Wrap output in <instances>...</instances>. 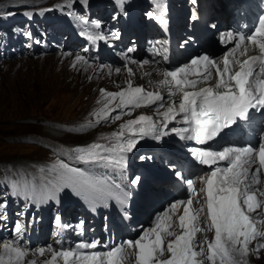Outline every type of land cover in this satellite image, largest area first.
Instances as JSON below:
<instances>
[{
    "label": "snow or ice",
    "instance_id": "1",
    "mask_svg": "<svg viewBox=\"0 0 264 264\" xmlns=\"http://www.w3.org/2000/svg\"><path fill=\"white\" fill-rule=\"evenodd\" d=\"M75 2L77 0H69V6ZM79 2L86 7L89 0ZM116 3L120 6V12L119 15H113L114 20H118L120 15H127L123 9L129 0H116ZM192 3L195 4L196 0H192ZM147 16L152 18L154 14L149 12ZM197 19L195 14L191 16V20ZM96 27H99V24ZM111 35L118 39L121 33L116 30ZM88 39L95 43L106 38L103 34H97L89 35ZM227 39H232L231 34ZM245 40L253 46L258 45L260 54L248 56L242 62L230 60L229 57L241 48ZM188 43V40L183 42L184 45ZM134 51L133 47L127 49L129 53ZM247 51L245 48L240 54L246 55ZM75 61L87 63L81 55H76ZM222 64L221 67L215 58L202 55L191 58L186 65L164 73L165 79L160 83L168 87V96L182 94L178 111L169 106L165 112L159 113V108L164 106L162 103L164 97L161 93L146 91L143 86L132 87L130 81L128 87L120 92L112 93L101 89V93L110 99L104 108L96 113L97 123L110 118L119 120L122 114L130 115L132 109L142 105H157V112L163 120L156 121L151 116L140 115L122 124L120 131L112 133L114 143L111 145L91 143L86 147L74 148L72 163L59 160L50 166L48 171L54 176L47 184L51 187H46L43 192L33 190L28 201L38 200L43 205L53 201L59 202L62 195L74 194L86 199L93 207L101 205L107 207L109 199L126 205L133 188L142 186L141 176L135 175L129 185L125 186L127 190H124L120 185H109L103 178L93 175L89 169L75 165L126 169L128 154L136 149L140 140L151 138L154 141H161L173 133L181 140L195 141L205 146L190 150L198 164L209 167L208 172L198 174L196 177L204 185L200 189V192L204 193V204L200 208L190 210L195 181L186 179L180 170H176L177 179L187 185L188 199L172 202L167 210L156 215L152 227L141 228V234L137 238L112 245L96 239L81 240L69 248H64L63 242L57 240L58 250L52 246L35 249L41 257L46 252L51 253V259L44 260L43 264H59L61 261L62 264H124L130 255L135 256V264H248L246 258L250 251L258 253L260 249H264V243H257L254 249L249 248L257 237H264V225L248 215L260 206L257 194L264 196V192H260L256 187L261 183L259 173L264 169V142L258 147L251 144L229 145L220 150H212L210 145V142L223 140L234 132L240 121L250 122L254 111L264 115V16L259 18V26L254 31L239 35L235 48L230 53H225ZM233 64H239V70L234 71ZM213 70L217 77L214 86L186 90L196 89L201 83L207 84L213 77ZM119 71L117 69V72ZM128 73L132 74L131 68H128ZM192 75H198L199 78L189 79ZM117 97L119 103L115 108L109 109L108 105ZM117 109H119L117 114L111 117V112H116ZM177 117L182 118L181 123L185 126L169 128V123L174 122ZM139 158L151 160L153 157ZM43 171L44 169H41V172ZM113 188L119 191L114 192ZM16 195L19 196V192ZM180 205H184L183 213L177 219L178 227L182 231L177 233L170 229L175 223L173 217L176 216ZM8 208L7 194L0 193V223L7 219ZM202 214H206L204 228L198 225ZM26 215L23 209L16 214L13 224L14 239L2 244L0 264H23L24 258L32 251L17 243L23 240L27 227L32 223L31 220L25 222ZM124 218H128L126 208ZM55 219L59 223L62 217L58 213ZM84 224L85 222L80 220L78 227L83 229ZM62 227L67 229L70 225L63 224ZM105 228L108 230L107 224ZM212 230L215 233L212 241L204 240L197 243L195 240L197 232ZM77 234L83 235V232ZM173 236L175 238L168 241L164 247L165 237ZM129 249L132 251L129 252ZM166 253L169 255L164 258ZM28 264H36V261L31 260Z\"/></svg>",
    "mask_w": 264,
    "mask_h": 264
},
{
    "label": "rangeland",
    "instance_id": "2",
    "mask_svg": "<svg viewBox=\"0 0 264 264\" xmlns=\"http://www.w3.org/2000/svg\"><path fill=\"white\" fill-rule=\"evenodd\" d=\"M212 2L213 0H200L203 9H205L204 4ZM56 16L57 14L53 12L52 17L56 18ZM76 55L80 53L74 50H61L43 52L37 56L21 55L0 59V159H45L57 163L61 159L33 140L20 138L21 135L37 133L50 135L46 130L50 125L40 119L97 120L96 113L103 109L110 99L100 90L120 92L116 91V86H123L124 83L123 79L119 81L116 79L120 77L119 72H115L117 75L107 72L109 75L107 74V79L104 80L102 78L95 80L92 76L94 71H101L106 65L115 68L117 65L119 67V64L107 60L101 62L86 60L87 63L83 61L81 63V61H75ZM131 85L134 86V84ZM118 103L119 97L108 105L109 109L115 108ZM151 107H148L146 111L142 105L140 108L131 110L130 115L122 114L119 120L111 118L107 121L101 120L96 128H90L82 133L65 132L60 128L64 132L60 138L73 143H85L90 139L104 136L100 139L106 142V136L112 137V133L120 131V126L129 119H136L140 115L157 117L159 115L157 107ZM151 110L155 112H150ZM118 111L119 109L111 112V117H114ZM109 142L110 145L114 143L113 140ZM183 191L184 188L180 187L176 197L184 196ZM169 204L171 203L166 202V204H160V207L164 205L167 207ZM152 213L153 210L149 217ZM144 224L145 222L138 228ZM204 233L205 236L202 237L205 240L210 231H204ZM2 241L9 242L11 239L9 237L0 239V252L3 251ZM263 241L264 237H257L254 240L255 243H251L250 246L255 248L257 243H263ZM41 245L28 248L32 251L24 258L23 264H28L31 260H35L36 264H42L39 261L42 257L35 252V249L42 247ZM196 250L199 251V248ZM249 254L248 264H264V249H260L258 253L249 252ZM132 263L135 264V260L132 259Z\"/></svg>",
    "mask_w": 264,
    "mask_h": 264
},
{
    "label": "bare ground",
    "instance_id": "3",
    "mask_svg": "<svg viewBox=\"0 0 264 264\" xmlns=\"http://www.w3.org/2000/svg\"><path fill=\"white\" fill-rule=\"evenodd\" d=\"M187 3L189 4L190 11H191L194 7L192 0H187ZM204 5H205V9H203V4H201L202 10L204 11L203 17L206 19L207 22H209L211 24V26L217 25L220 22L221 23L227 22V20L231 16L233 8H234L232 3L230 1H226V0H213L212 3H206ZM229 26L230 25H228L227 27H229ZM220 28H223V26H220ZM109 38H111V37H109ZM245 48H247V50H248L247 54L241 55L240 53L242 51H244ZM231 50L232 49L230 48V45H229L226 47V49H223L219 54L215 53L214 51H212L211 53L213 54V57L215 56L214 58L220 63V65L222 67L223 66L222 61H223V57H224L225 53H230ZM200 52H195L193 55H197ZM259 52L260 51H259L258 45L253 46L250 42H245L241 46V48L238 51H236L235 54L230 56L229 58H230V60H234V61L235 60L243 61L242 59H244L248 55H252L255 53H259ZM202 55H204V53ZM83 62L81 61V63H83ZM133 62H135V61H133ZM133 62H130L129 64H126L124 66H119V67L117 65V66H115V68L106 65V67L104 68L105 70L104 69L101 71L96 70L93 72L92 76L95 80H97L99 78H102V80H104V79H107V74H108L107 72L116 74L115 72H117V69H119L120 71L118 74L120 75V77H116V79L118 81L120 79L121 80L123 79L122 81H123L124 85L123 86H116V91L117 90L121 91V90L126 89L128 87L129 81L131 82V84H134V86H132V87L143 86L146 91H151L152 89L155 88L153 90V92L159 91L161 93V95L164 97V100L162 101L164 106L159 109V113L165 112L169 106L174 107V105H172V104L174 102H178L182 99L181 93H178L173 97H169L168 96V87L165 85H162L160 83L161 81H163L165 79L164 73L168 70L175 69V68H171V69L166 68V69L155 70L154 68L149 66L147 63H145V61H143L141 64H137V65L133 64ZM186 64H188V63H184L183 65H186ZM80 66L83 67L82 65H80ZM238 67H239V64H233V70L234 71H236ZM128 68L132 69L131 75L128 73ZM198 78H199L198 75H192L189 77V79H198ZM149 79L151 81H149ZM168 79H170V77ZM216 80H217V77L215 75V71L213 70V77L210 81L207 82V84L201 83V84L197 85L196 89H186V90L193 91V90H198L201 87L214 86L216 83ZM167 99H169V101H167ZM151 106H153V105H151ZM151 106H144V109H146V111H147V108L151 107ZM174 108L176 109V107H174ZM135 109H137V108H135ZM150 112H155V111L151 110ZM157 116H161V115H157ZM46 130H47L48 134L55 136V137H59V138L62 134H64V132H62L61 129L57 126H51L50 125ZM99 140L105 142V140H103V139H99ZM257 164H258V162H257ZM208 171H209V168L203 172H195V173L191 172V173H188L186 175L185 174L183 175L186 179H194V181H195L194 189H193L192 194H191L192 204L189 206L190 210L200 208L201 205L204 204V193L200 192V189L202 187H204V185L198 179H196V177L198 174L206 173ZM259 177H260L261 183L258 184L256 187L260 190V192H264V169H261V172L259 173ZM156 184H159V185H156L157 192L154 190L155 186L152 184H150V189L145 192V195L150 200V202L146 205V210L150 211L153 208H156V207L157 208L151 214L150 222L145 224L142 227L143 229H148L149 227H152L153 222H154V218L156 217V215L162 214L165 210H167L169 208L170 204L167 205V207H165V205L160 207V204H165L166 202L170 203V201H167L172 196V195H170L171 192H170L169 188L176 187L175 181L173 179H170V178L158 180V182ZM180 185L184 188L183 193L185 195L183 196V198H180V199L177 198L176 201L181 200V199L187 200L188 196H189V191L187 189V185L182 181H181ZM166 187H168V189ZM177 194H179V193H177ZM257 198L259 201H261L259 208H257L256 211L248 213V215L250 216L251 219L256 220V221H260V222H262V225H264V196H261L258 193ZM164 201H165V203H163ZM183 208H184V205L179 206L178 211L176 213V216L173 217V221H175V223H173L172 229H170V230H174L177 233H180L182 231V229H180L178 227V219L177 218L180 214L183 213ZM146 216L147 215H144V216L138 218L137 220H135V226H139L140 224L145 222L144 218H146ZM205 219H206V214H202L200 216L199 221H198L199 227H201V228L205 227V224H204ZM113 232L115 235L116 232L115 231H113ZM127 232L129 234H132V230H127ZM140 234H141V230L137 233L135 238H137ZM214 235H215L214 230L210 231V233L208 235H206L205 240L212 241L214 239ZM202 236H205L204 231L197 232L195 234V240L197 241L198 244L200 241H204V238ZM174 238H175L174 236L173 237H165L164 247H166L168 241L173 240ZM45 240L47 243H45L41 246H44V247L52 246L54 249L58 250L57 247H59V246H57V244L53 241V239H51V236L45 237L43 239V241H45ZM3 243H7V242H3ZM252 243L253 244L255 243L254 240L252 241ZM263 243H264V241H263ZM250 245H252V244H250ZM250 245H249V248L252 247ZM206 247L207 246L205 245V248ZM251 249H254V248L252 247ZM128 251L131 252L132 250L129 249ZM250 253H253V252L250 251ZM168 255L169 254L166 253L164 258H167ZM46 259H51V253L46 252L45 255L41 259H39V261L43 264V261ZM132 259L135 260L134 255H130L128 257V259L124 262V264H131ZM59 264H62V261L59 262Z\"/></svg>",
    "mask_w": 264,
    "mask_h": 264
}]
</instances>
